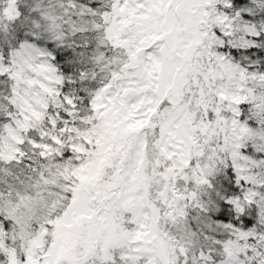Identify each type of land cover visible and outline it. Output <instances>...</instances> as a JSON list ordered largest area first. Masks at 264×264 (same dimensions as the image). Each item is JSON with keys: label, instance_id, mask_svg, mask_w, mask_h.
<instances>
[{"label": "snow or ice", "instance_id": "obj_1", "mask_svg": "<svg viewBox=\"0 0 264 264\" xmlns=\"http://www.w3.org/2000/svg\"><path fill=\"white\" fill-rule=\"evenodd\" d=\"M0 264H264V0H0Z\"/></svg>", "mask_w": 264, "mask_h": 264}]
</instances>
